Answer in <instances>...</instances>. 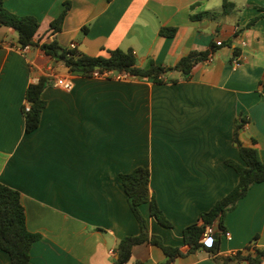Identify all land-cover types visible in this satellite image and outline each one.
<instances>
[{"label": "crops", "instance_id": "0c3cea01", "mask_svg": "<svg viewBox=\"0 0 264 264\" xmlns=\"http://www.w3.org/2000/svg\"><path fill=\"white\" fill-rule=\"evenodd\" d=\"M67 1L63 28L52 33L51 21ZM231 1L235 8L222 14L223 0H4L10 11L39 19L42 42L75 43L94 56L133 49L140 67L173 66L192 50L224 42L190 79L174 69L166 78L177 81L158 83L118 71L72 72L39 47L22 50L17 32L0 25V181L21 192L27 226L39 234L32 264H114L119 241L140 232L121 178L140 165L150 169L151 191L172 223H160L144 203L150 232L185 252L172 264H233L205 249L188 253L183 235L238 184L227 160L243 162L234 140L242 117L239 137L264 161V0ZM205 10L218 15L192 17ZM162 27L177 30L166 36ZM44 74L51 76L47 105L40 125L26 132V89ZM55 75L72 77L73 88L55 85ZM225 224L232 237L222 234L219 255L264 246V181L227 212ZM165 260L161 247L144 242L134 246L129 264ZM0 264H12L1 248Z\"/></svg>", "mask_w": 264, "mask_h": 264}, {"label": "trees", "instance_id": "16d2710c", "mask_svg": "<svg viewBox=\"0 0 264 264\" xmlns=\"http://www.w3.org/2000/svg\"><path fill=\"white\" fill-rule=\"evenodd\" d=\"M70 2L67 1L62 12L51 21V32H60L63 28L64 20L70 10ZM235 8V3L231 0H223L222 14H228ZM215 11L205 10L192 15L193 18L202 19L205 17L216 18ZM255 18L249 22L251 26ZM0 25L12 27L18 34V44L23 47L31 45L41 48L47 55L56 61L63 63L70 71L78 72L83 75H90L97 68L99 70L113 69L116 71H125L130 76H143L154 79L158 83L177 81L176 78H166L170 70L181 71L183 79H190L194 66L205 60L210 53L214 54L221 43H213L210 49L192 50L182 56L173 66H165L152 62L149 67H140L137 64L136 54L133 49L124 50L116 48L110 50L109 56L90 55L77 47L62 46L56 38L50 42H42L36 38L40 28V21L35 15H20L10 11L0 0ZM176 27H162L161 34L174 36ZM226 44H228L226 42ZM238 53V50H236ZM51 76L41 75L37 81L31 82L26 89V102L31 104L30 110L25 109V130L31 132L35 130L41 122V116L47 101L43 98L45 88L50 84ZM264 86V83H263ZM247 123L242 117L237 125L234 140L238 145L243 162L227 160V163L233 166L238 174V184L224 197L219 199L209 210L200 214L202 222L192 223L184 228V241L190 246L188 253L200 249L207 250L216 260L221 259L224 262L241 264L245 261L251 264H260L264 262V246L248 245L245 249L236 251L235 254L219 255L221 236L227 231L225 216L228 211L234 209L241 198H243L249 189L257 182L264 181V161L260 152L255 146L245 145L240 137V131ZM122 182L128 196L130 207L140 224L138 234L126 235L116 247V257L114 264H129L133 256L135 245L150 242L161 247L166 254L165 262L161 264H172L176 257L182 256L185 252L179 246H172L164 243L160 235L151 233L147 219L141 211V205L150 203L152 214H154L160 223L165 226H172L171 221L160 209L156 197L150 188L151 171L148 167L137 166L133 171L121 174ZM221 213V226L223 232L211 245H207L204 236L212 226L215 217ZM39 238V234L31 231L27 226L26 209L22 202L21 192L2 181H0V248L10 254L12 264H32L31 248L33 243ZM138 264H141L138 261Z\"/></svg>", "mask_w": 264, "mask_h": 264}, {"label": "built area", "instance_id": "2783aa9c", "mask_svg": "<svg viewBox=\"0 0 264 264\" xmlns=\"http://www.w3.org/2000/svg\"><path fill=\"white\" fill-rule=\"evenodd\" d=\"M218 43H221V42H218ZM32 46L31 45H25L23 47H21L22 50H28L29 48H31ZM70 47H76V44L75 43H72L70 45ZM213 60V54L210 53L209 56L205 59V61H212ZM234 65L235 66H238L241 64V55H237L235 58H234ZM116 70H113V69H105V70H99L98 68L96 70H94L91 75L93 76H96V77H110L113 75V73L115 72ZM119 77H129L130 75L125 72V71H118V74H117ZM53 83L57 86H62L63 88L67 89V90H71L74 86V80L72 79V77L70 76H65V75H55L53 76ZM31 108V104L29 102H26L25 103V109L26 110H30ZM211 234V227H209L208 229V232H206L205 236H204V241H206V239L210 236ZM225 235L228 237V238H231V232L229 231H226L225 232ZM235 252H232L231 254H235Z\"/></svg>", "mask_w": 264, "mask_h": 264}, {"label": "water", "instance_id": "95a60500", "mask_svg": "<svg viewBox=\"0 0 264 264\" xmlns=\"http://www.w3.org/2000/svg\"><path fill=\"white\" fill-rule=\"evenodd\" d=\"M223 232V228L221 226V213L218 214L214 221L213 224L211 226V234L210 236L206 239V244L207 245H211L213 243V241L218 237V234Z\"/></svg>", "mask_w": 264, "mask_h": 264}]
</instances>
